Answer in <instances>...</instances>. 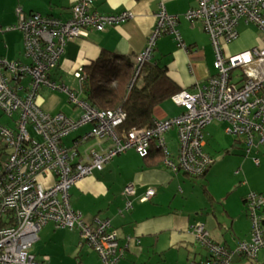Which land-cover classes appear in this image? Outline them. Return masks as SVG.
I'll return each instance as SVG.
<instances>
[{
  "label": "built area",
  "instance_id": "1",
  "mask_svg": "<svg viewBox=\"0 0 264 264\" xmlns=\"http://www.w3.org/2000/svg\"><path fill=\"white\" fill-rule=\"evenodd\" d=\"M15 14V24L0 26V35L10 31L21 33L26 61L0 58V111L12 122L11 126L0 124V139L8 150L0 162V264H47V257L38 260L31 253L40 230L47 224L56 229L78 230L81 242L97 254L100 264H117L124 249L119 245L116 231L106 219L86 224L80 213L71 209L69 190L130 149L145 158L155 145L163 153L166 169L196 178L211 163L204 150V129L212 122L224 124L228 135L244 137L246 153L264 145V38L257 47L235 54L225 52L238 39L240 22L264 34V0H198L196 7L188 9L183 18L198 22L207 34L216 72L196 92L181 90L170 97L182 109L178 116L155 119L150 128L132 129L123 140L115 133L125 119L121 108L100 111L83 99L86 80L83 68L73 74L76 90L53 81L50 73L58 65L68 42L86 37L90 29L100 32L123 24L133 14L128 11L99 14L93 9V0H77L70 8L68 20L39 14L25 16L20 8ZM155 17L146 46L135 57V75L151 59L161 35L173 36L178 47L186 50L177 30L180 17L168 14L163 6ZM24 79L27 84H23ZM40 89L63 93L75 109H80V115L71 119L61 113L43 112L36 105ZM87 125L90 129L83 140L106 139L111 145L104 150L89 149L81 156L76 147H66L63 141ZM171 130L177 136L175 157L164 139ZM253 163L258 165L259 160L254 158ZM46 176L54 178L48 188L41 183ZM135 192L132 184L123 189L127 211L133 208ZM154 195L155 190L148 188L139 202L145 203ZM245 206L251 224L250 239L239 242L234 250L214 242L202 224L190 226L195 241L210 255L208 261L196 264H231L235 254L257 261L259 251L264 248L261 213L264 192H249Z\"/></svg>",
  "mask_w": 264,
  "mask_h": 264
},
{
  "label": "crops",
  "instance_id": "2",
  "mask_svg": "<svg viewBox=\"0 0 264 264\" xmlns=\"http://www.w3.org/2000/svg\"><path fill=\"white\" fill-rule=\"evenodd\" d=\"M76 2L77 0H0V26L6 27L17 22L15 14L17 8H20L25 16L39 14L68 20L70 8ZM197 3L198 0H93V9L99 14L113 15L128 11L133 14V18L100 32L90 29L86 37H79L68 42L58 65L50 73L52 80L62 83L63 78L73 76L77 69L95 60L101 51H109L117 56L134 59L145 48L156 23L155 15L160 6H163L168 14L180 17L177 30L186 50L178 47L173 36L161 35L155 42L152 61L156 60L166 67L169 78L180 91L196 92L197 88L204 85L207 78L216 72L213 66L214 54L207 34L198 22H188L183 18V14L188 9L196 7ZM248 26L240 22L238 32L240 27L246 29ZM241 37L239 33L238 39L226 47L227 54L250 49L251 43ZM240 38L241 43H239ZM0 58L7 61L19 59L26 62L23 57V40L20 32L10 31L0 35ZM27 82V79L23 80V84ZM59 93L61 92L46 89L39 91L36 105L50 115L64 114L61 110L64 109L63 98H65L72 111L71 115H64L76 119L81 111L75 109L63 93L62 95ZM163 103L155 109L156 120L173 118L182 112V109L178 107L177 113L168 115L163 109ZM0 124L11 126L12 122L11 119H5V122L0 119ZM219 124L225 128L224 124ZM89 129L90 126L87 125L72 133L64 139V145L69 148L76 147L81 156L89 149L104 150L111 145L106 139L83 140ZM235 137L239 138L237 147L232 149L233 152L243 150L245 155L249 156L252 150L256 149L257 153L263 154L264 145L253 147L249 153H246L244 137ZM204 138V150L212 159L207 149L209 142L205 132ZM176 148L177 140L174 150ZM169 151L172 156H176L174 151L171 152L170 149ZM226 152L229 151L226 150ZM213 162L212 159L211 165L202 176L193 178L182 172L172 173L164 167L159 158L151 157L149 160H142L133 149L128 150L106 163L101 171L94 170L91 175L78 181L69 190V205L73 211L80 213L86 224L93 223L95 219H106L110 222L117 233L119 245L124 249L123 256L117 264L205 262L210 255L195 241L190 229L191 225L202 224L214 242L229 250H234L241 241H248L251 234V224L245 206L248 191L245 188L233 210L227 208V205L217 209L212 205V198L208 196V192L202 189L205 185H200L202 191L193 195L195 189L191 191L189 185L183 183L186 178L205 179ZM238 165L240 169V161ZM253 165L259 167L261 160L258 165L254 163ZM242 173L244 174L243 168L242 172L239 170L235 172L238 176ZM53 182L52 176L41 179V183L46 188L52 186ZM129 184L135 187L136 192L132 197L133 208L127 211L124 209L123 189ZM244 184L243 182L242 186ZM253 184L255 185L253 192H264L262 178ZM148 188L155 190L154 197L145 203H140L139 198ZM261 213L264 215V208ZM50 226L53 228L50 229ZM43 229L48 230L49 238L53 237L52 230H62L59 238L61 247L67 255L64 256L62 253L58 260L61 264L69 259L74 264H100L97 254L81 242L78 230L56 229L52 224H47L40 230L37 241ZM127 238L130 240L128 241ZM35 257L38 260L47 257V264H53L50 254L44 253L42 257L40 256L41 258ZM231 264H264V248L259 251L255 263L235 254L231 258Z\"/></svg>",
  "mask_w": 264,
  "mask_h": 264
},
{
  "label": "trees",
  "instance_id": "3",
  "mask_svg": "<svg viewBox=\"0 0 264 264\" xmlns=\"http://www.w3.org/2000/svg\"><path fill=\"white\" fill-rule=\"evenodd\" d=\"M83 70L86 73L83 99L88 105L100 111L121 108L124 112L125 119L115 131L121 140L132 129L152 127L155 109L180 91L169 78L166 67L152 61V57L135 75V58L101 51L95 60L83 66ZM6 155L7 152L0 148V162ZM151 157L162 161L163 153L152 145L148 156L141 159Z\"/></svg>",
  "mask_w": 264,
  "mask_h": 264
},
{
  "label": "rangeland",
  "instance_id": "4",
  "mask_svg": "<svg viewBox=\"0 0 264 264\" xmlns=\"http://www.w3.org/2000/svg\"><path fill=\"white\" fill-rule=\"evenodd\" d=\"M239 33H241L242 37H244L246 42L251 43L250 48L253 46H259L260 42L264 38L263 32H261L252 25H249L246 29L240 27ZM241 38L239 40V43H241L242 41ZM62 80L63 81L61 84L68 86L70 89H77V82L73 78V76H66ZM42 90L44 89H40L39 91ZM56 93L58 94V92ZM59 94L62 95L61 93ZM162 106L164 111L168 115H173L178 111V107L175 106L170 100L165 101ZM63 108L64 109L61 110V112H63L64 114L71 115L72 108L67 104L65 98H63ZM0 119H2V122H5V119L8 118L4 116L0 111ZM171 131H174L175 133L169 132L164 137L166 138L165 140L167 147L171 150V152L174 151L176 155L177 148L174 150V148L176 147L177 140L176 131ZM204 132L209 142L207 149L209 151V154H211L212 159L214 160L213 165L209 169V172L205 179L201 180L198 178L199 180H193L192 178H186L183 183L189 185L191 191L192 189H195L193 195H197L199 194V192L202 191L200 189V185H205V187H202V189L206 190L209 194L208 196L212 198V205H214L217 209H221V207L227 205V208L233 210L244 188L249 193L255 189V185L253 183H257L261 178L264 180V152L263 154H260V152H256V149H253L249 156H246L243 150H234L233 152L232 149H234L233 147H237L236 145L239 137L226 135L224 133V127L219 123H212L204 129ZM0 148H2L5 152H8V150L4 148V145L1 141ZM226 150H228L229 152H226ZM255 157L261 160V165L259 167H255L252 163V159ZM239 161L241 164L240 169L238 168ZM242 168L244 174L242 173V175L239 176L236 175L235 172H237L238 170L239 172H242ZM189 182L190 184H188ZM243 182L245 183L244 186H242ZM185 184L182 185L183 188L185 187ZM49 228L51 229L53 227L50 226ZM43 230L44 231L41 232V234L39 235V240L33 244L31 248V253L33 255L35 254L34 256L38 257H42L44 253L50 254L53 258V264H61L58 260L61 257L62 253L64 256L67 255V252L61 247L60 243L59 237L62 230H52V238L48 237L47 229ZM68 255L71 256L70 254ZM62 264L74 263L69 259Z\"/></svg>",
  "mask_w": 264,
  "mask_h": 264
},
{
  "label": "clouds",
  "instance_id": "5",
  "mask_svg": "<svg viewBox=\"0 0 264 264\" xmlns=\"http://www.w3.org/2000/svg\"><path fill=\"white\" fill-rule=\"evenodd\" d=\"M33 255V254H32ZM34 256V255H33ZM35 257V256H34Z\"/></svg>",
  "mask_w": 264,
  "mask_h": 264
}]
</instances>
